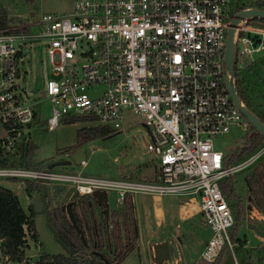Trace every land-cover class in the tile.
I'll list each match as a JSON object with an SVG mask.
<instances>
[{
	"label": "built area",
	"instance_id": "2783aa9c",
	"mask_svg": "<svg viewBox=\"0 0 264 264\" xmlns=\"http://www.w3.org/2000/svg\"><path fill=\"white\" fill-rule=\"evenodd\" d=\"M232 3L75 0L69 11L43 12L20 27H0V185L1 180L40 184V179H47L50 186L74 187L79 196H92L96 190L115 192L118 203L125 199L132 203L134 194L198 198L203 221L211 230L203 259L212 262L225 244L232 247L228 230L234 216L219 183L264 154L263 145L225 166L223 153L213 148V139L229 133L232 126L243 131L248 127L224 83L227 29L240 11L232 9ZM34 27L36 32H30ZM32 39L43 41L49 65L41 91L52 103L47 130H53L59 119L80 116L119 128L123 112L130 111L149 131L145 151L156 162L152 179L45 171L21 163L36 113L32 103L22 101L16 80L21 55L28 51L24 46ZM233 45L239 70L240 63L264 50V22L258 17L241 19L234 28ZM22 227L25 244L39 245L26 222ZM11 261L0 238V264ZM28 262L25 256L20 263Z\"/></svg>",
	"mask_w": 264,
	"mask_h": 264
},
{
	"label": "rangeland",
	"instance_id": "374dc122",
	"mask_svg": "<svg viewBox=\"0 0 264 264\" xmlns=\"http://www.w3.org/2000/svg\"><path fill=\"white\" fill-rule=\"evenodd\" d=\"M74 1L0 0V7L5 10L7 27L16 28L29 21H36L43 12L60 13L69 11ZM257 1L233 0L232 9L241 5L254 6ZM251 22L255 23L253 20ZM36 30L37 28L34 27L29 31L36 32ZM24 47L28 51L26 54L21 55V73L16 80V85L20 89L19 94L22 101L32 103L36 113L35 122L31 123L29 129V145L33 161L48 163L53 160L67 158L69 152L66 153L63 150L76 143L77 129L92 125L100 127V134L81 146L86 154L84 165H57L53 167L54 170L82 172L87 175L103 177L123 176L133 179H144L145 176H148L153 168V157L145 151V145L149 140V131L143 125L140 117L130 111L123 112L122 123L119 128L100 126L92 116H80L78 122L59 119L58 125L53 130H47L46 121L52 114V103L41 96V91L44 89L46 80L49 77V65L45 56V48L43 41L37 39L27 40ZM40 68L42 74L39 71ZM238 71L241 80H244L242 84L246 87L248 102L251 103L250 108L255 112L264 111V50L258 54H253L245 64L244 62L240 63ZM95 90H100V88ZM243 134L244 131L241 128L232 126L229 133L213 139V148L226 153L240 143ZM263 168L264 154L248 167L231 175L235 190L242 199L244 216L239 222L238 230L234 233L237 240L235 242L231 240L232 247L224 245L218 264H264V251L253 250L255 247L264 244ZM247 179L253 187L258 183L257 186L252 187L253 190L248 189ZM1 183L18 196L22 207L27 209L26 206L31 203V198L24 192V184L9 180H1ZM89 196L84 195L82 199L87 202ZM107 196L109 209H118L120 203L116 200L115 192L111 191ZM182 200V197L176 195L156 197L134 194L133 207L131 204L132 214L139 221L144 213L150 215L155 206L170 209V207L174 208L175 205V207H179ZM33 221L40 244L34 245L31 243L25 248V256L28 257L30 262L38 259L42 250L48 253L68 254L65 247L57 241L53 232L48 228L43 213H34ZM201 222V215L197 214L192 220L179 223L181 230L185 232V242L184 250L182 254H179L181 261L177 260L175 262L179 264H211L201 256L203 247L211 235V230ZM249 224L254 228H251ZM159 230L163 231L164 227ZM228 234L231 237V229L228 230ZM149 237L150 235L146 236L139 232L138 237L136 235V247L131 254L117 264H152L154 261L149 252L152 248L148 240ZM86 253L88 254L89 251L87 250ZM108 256L113 259L112 256ZM10 264L21 263L11 261Z\"/></svg>",
	"mask_w": 264,
	"mask_h": 264
},
{
	"label": "trees",
	"instance_id": "16d2710c",
	"mask_svg": "<svg viewBox=\"0 0 264 264\" xmlns=\"http://www.w3.org/2000/svg\"><path fill=\"white\" fill-rule=\"evenodd\" d=\"M245 7L248 6L241 5L238 7V10ZM250 7L264 8V0H258L254 6ZM260 20L264 22V19L260 18ZM0 27H7L5 10L1 7ZM21 29L27 30L25 27ZM234 79L242 102L264 123V111L255 112L251 109L248 96L238 88V85L242 83L238 70H235ZM63 120L78 122L80 118L67 117L63 118ZM97 134H100L99 126L90 125L88 127H81L76 131V143L63 151L66 153L71 152L94 139ZM263 145L264 138L248 123V127L245 129L240 143L223 156V164L228 166L242 161ZM21 163L26 167L36 169H42L47 164L33 161L30 145L25 150ZM246 182L248 189L251 190L253 187L251 182L249 181L248 183V179ZM256 184L254 187L257 186ZM219 186L234 216V224L230 228L232 231L230 238L235 242L237 238H235L234 233L238 230L239 222L244 216L242 199L235 190L231 176L222 179ZM23 189L29 198H32L41 190L40 184L35 181H26ZM87 202L88 204L86 205ZM87 202L82 199V196H79L75 205L72 207L76 223L84 234L86 244H83L79 238V233L67 219L66 213L59 205H56L49 210L50 223L57 230L61 240L70 250V254L48 253L42 250L38 259L33 262H28V264H117L125 259L136 247L135 221L129 199L121 202L118 209L109 210V215L107 216L103 211L104 206L98 204L94 197L89 196ZM34 213L31 203L28 205L27 210H25L18 196L11 189L0 185V238L2 239L4 252L14 262H21L26 253L25 248L27 245L23 239V223H27L28 230L31 231V238L34 241L38 240V234L33 221ZM108 225H110L109 229ZM87 250L89 251L88 254L86 253ZM222 250L223 248L211 264L219 263ZM253 250L264 251V245L255 247ZM108 255L112 256L113 259H110Z\"/></svg>",
	"mask_w": 264,
	"mask_h": 264
},
{
	"label": "water",
	"instance_id": "95a60500",
	"mask_svg": "<svg viewBox=\"0 0 264 264\" xmlns=\"http://www.w3.org/2000/svg\"><path fill=\"white\" fill-rule=\"evenodd\" d=\"M245 17H258L264 19V8L258 7H246L238 11L230 21V26L227 29L225 47H224V60H225V74L224 83L226 89L230 95V98L241 114L246 118L248 123L264 138V123L258 118V116L250 110L242 102L236 87L234 85V75H235V62H234V45H233V33L234 28L239 21ZM229 76H228V74ZM86 160V154L82 147L76 148L67 154V158L58 159L50 161L45 166V171L53 168L57 165H69L75 164L80 165L82 161ZM40 192L31 198V204L33 206L35 213H43L46 217L47 226L53 232L57 241L61 243L67 253L70 254V250L66 244L61 240L59 233L50 223L49 210L54 206L59 205L60 208L66 213L67 219L74 227V229L79 233L80 239L83 244H86L84 239V234L82 230L78 227L74 214L72 212V207L75 205L78 198V192L74 187H65L64 185L57 184L50 186L47 179H40ZM92 197L96 199V202L104 206V213L108 215V198L105 191L96 190L92 193ZM251 228H254L249 224ZM135 235H137L136 224L134 225ZM259 235L260 233L256 231ZM179 245L176 242L162 241L156 243L150 249V254L153 257L154 264H173L170 259L173 258L175 261H181L179 256ZM138 250V249H137ZM174 264H179L175 262ZM182 264V263H181Z\"/></svg>",
	"mask_w": 264,
	"mask_h": 264
},
{
	"label": "crops",
	"instance_id": "0c3cea01",
	"mask_svg": "<svg viewBox=\"0 0 264 264\" xmlns=\"http://www.w3.org/2000/svg\"><path fill=\"white\" fill-rule=\"evenodd\" d=\"M226 153H223V155H225ZM152 160H153L152 171L148 176H145L144 179H152L155 176L156 162L153 158ZM162 197H165V196H162ZM178 197H182L183 199L182 201H180L179 207H175L176 203L174 204L175 205L174 208L170 207V209L169 208L164 209V208H159L158 206H155L153 207L150 215H147L144 213L143 217H141L139 221L135 217L134 221L136 220L137 229H138L137 237L139 235V232H142V234H145L146 236L150 235V237L148 238L150 242V246H153L156 243H160L162 241L176 242L177 246L179 245L180 247L179 254L180 253L182 254L184 250L185 232L181 230L179 223L188 222L189 220H192L195 216H197V214L201 215V213L199 211L198 198L189 200L188 196H178ZM28 204H29V201H28ZM131 204L133 207V202ZM27 207L28 205L26 206V208ZM109 210L110 209L108 208V215H109ZM201 218H202L201 223L205 225L202 215H201ZM163 227H164V230L160 231L159 229ZM131 252L129 254H131ZM170 262L171 263L175 262V260L170 259ZM152 264H154V262H152Z\"/></svg>",
	"mask_w": 264,
	"mask_h": 264
},
{
	"label": "flooded vegetation",
	"instance_id": "af4514ba",
	"mask_svg": "<svg viewBox=\"0 0 264 264\" xmlns=\"http://www.w3.org/2000/svg\"><path fill=\"white\" fill-rule=\"evenodd\" d=\"M243 81L244 80H242V83H243ZM242 83L238 85V88H239V90H241L242 93H246V91H245L246 90V87H244V85ZM234 85H235V79H234ZM235 87H236V90L238 92V89H237V86L236 85H235ZM245 95H247V94H245ZM78 197H79V195H78ZM79 238H80V236H79Z\"/></svg>",
	"mask_w": 264,
	"mask_h": 264
}]
</instances>
